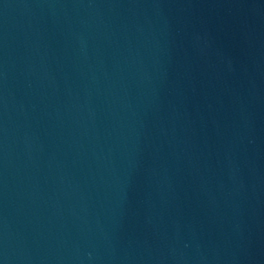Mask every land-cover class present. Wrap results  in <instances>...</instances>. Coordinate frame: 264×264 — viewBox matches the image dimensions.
Listing matches in <instances>:
<instances>
[{"label":"water","instance_id":"obj_1","mask_svg":"<svg viewBox=\"0 0 264 264\" xmlns=\"http://www.w3.org/2000/svg\"><path fill=\"white\" fill-rule=\"evenodd\" d=\"M0 264H264V0H0Z\"/></svg>","mask_w":264,"mask_h":264}]
</instances>
